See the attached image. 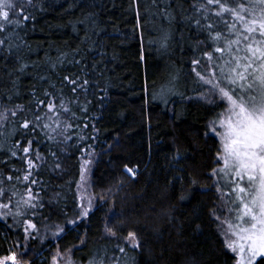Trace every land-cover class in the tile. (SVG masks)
<instances>
[{"label":"trees","instance_id":"trees-1","mask_svg":"<svg viewBox=\"0 0 264 264\" xmlns=\"http://www.w3.org/2000/svg\"><path fill=\"white\" fill-rule=\"evenodd\" d=\"M193 3L34 0L32 19L0 33V108L19 105L25 109L21 119L31 118L29 109L37 98H50L44 96L48 91L71 110H61V120L73 125L70 140L58 143L37 128L33 146L46 161L33 177L44 205L33 220L53 226L62 221L64 228L45 246L56 241L78 247L75 252L95 253L103 264H122V258L126 264H234L211 217L219 199L209 174L217 167L219 144L209 124L222 104L197 99L202 88L191 62L206 48L197 43L206 34L197 37L189 24ZM196 47L201 51L194 52ZM64 76L87 79V91L73 93ZM17 123L10 119L0 132H11ZM15 139L0 137V161H8L7 167L0 164L4 176L23 175L26 167L10 156ZM88 152L95 156L96 202L89 218L73 225L68 222L77 214L81 159ZM57 159L62 167L53 171ZM2 186L5 203L14 186L24 189L23 182L5 180ZM10 218L0 219V257L24 246L25 234ZM129 232L138 237V250L125 244ZM119 246L126 251L120 253Z\"/></svg>","mask_w":264,"mask_h":264},{"label":"snow or ice","instance_id":"snow-or-ice-1","mask_svg":"<svg viewBox=\"0 0 264 264\" xmlns=\"http://www.w3.org/2000/svg\"><path fill=\"white\" fill-rule=\"evenodd\" d=\"M136 2L133 0V3ZM33 6L34 0H0V33L23 27L21 20L32 19L29 9ZM192 7L190 26L197 37L206 34V39L197 40L198 44L204 43L206 48L202 55L194 56L191 62V71L202 88L197 99L215 103L219 97L226 104L224 111L209 124L210 131L218 138L220 145L215 158L217 167L213 168L209 178L213 179V187L218 199L226 205L228 215L224 217L223 212L214 208L211 217L218 222L222 231L227 229L225 246L234 254L235 264H264V0H194ZM162 39L166 42L168 36L164 35ZM3 43L0 41V44ZM199 51V47L194 49V52ZM74 63L79 64L80 61L75 60ZM39 79L45 80L46 77L41 76ZM63 80L71 86L73 93L87 91V79L81 82L78 76H64ZM36 95L34 91L33 96ZM44 96L50 98L36 99L34 110L29 109L31 118L24 116L21 119L25 109L19 105L0 111V128L10 119L18 121L16 128L7 134L0 132V137L17 135L10 156L21 159L26 165L23 175L10 173L4 176L0 171V198L7 195V189L2 186L5 180L9 184L24 183L23 191L13 187L7 203L0 199V210H6L0 219H5L7 215L20 217L16 223L23 227L25 240L37 239L33 234L37 232V227L27 218L28 210H32L35 215L44 206L39 193L32 187L40 183L33 177L46 162L41 159L38 148L33 151L34 144L38 143L37 128L48 139L58 143L72 138L69 130L73 125L65 122L66 117L61 120V110L67 114L70 108L63 101L58 105L56 97L48 91L44 92ZM61 137L64 139L60 140ZM0 164L7 167L8 161H0ZM61 167L57 159L53 171ZM126 171L135 177L131 169ZM12 172L19 173V170L12 169ZM84 174L82 165L81 183ZM85 199L83 194L79 196L80 211L76 215L80 220L89 218L92 211L91 199L87 200V204ZM13 200L15 211L10 207ZM68 223L75 225L78 221L71 220ZM8 227L13 225L9 224ZM54 227L55 236L64 231L60 225ZM106 232L113 237L116 235L111 228H106ZM125 244L137 250L141 247L134 232L128 233ZM125 251V246H119L120 253ZM61 256L58 252L52 258V264H58V257ZM8 262L21 264L15 252L0 257V264ZM66 264H72L70 257Z\"/></svg>","mask_w":264,"mask_h":264},{"label":"rangeland","instance_id":"rangeland-1","mask_svg":"<svg viewBox=\"0 0 264 264\" xmlns=\"http://www.w3.org/2000/svg\"><path fill=\"white\" fill-rule=\"evenodd\" d=\"M215 103L222 104L221 112H223L225 107H226V104L224 102H221L219 97L216 98ZM2 110L3 109L0 108V111H2ZM209 133H210V135H212L213 137H215L217 139L218 144H219L218 138L214 135V133H212L210 131V129H209ZM93 155H94L93 153L88 152V153H85L81 159V166L82 165L84 166L85 174H84L83 183H81V166H80V176H79V180H78V184L80 185V187L78 188V184H77V189H76L77 213L80 211L78 204H79V196L81 194H83L86 197L85 204H87L88 199H91L92 209L95 206L96 200H95V196L91 190V175H92V169H93V165H94V161H95V156H93ZM87 161H91V163H87ZM6 197H7V195L5 197H2V198L4 199ZM10 207L12 208L13 211H15V203L11 204ZM216 210L219 212H223L224 217H227L228 213L226 210V205L223 203V201L219 200ZM42 214H43V211L41 209L36 211L35 215H33L32 210H28L27 218L29 220H31L33 223H35L36 227H37V232L33 233L34 235L37 236V239L25 240L23 243L24 246H21V247L17 246L13 250H10V253H12V252L17 253L18 258H20V260H21V264H52V258L54 256H57L58 252L62 254L61 257H58V264H66V260L69 257L71 258L72 264H94V262H96V264H98V260H96L97 255L95 253H88V252L87 253H81L79 251L75 252L74 251L75 248H78V247H72V246H66V245L60 247L56 244V241L53 242L52 244H50L49 246H45V244H47V242L50 238L56 237L53 234L56 229L51 224H46V223L45 224H40V223L38 224L35 222V220H33V216H37V215L41 216ZM10 217H11L10 219H12V222L14 223V226L16 227V229L19 230V228H20L22 233L25 234L23 227L16 223V221L21 219V218L20 217L14 218L11 215H10ZM75 220H80V218L76 215ZM216 223H217V227H218L224 248L230 254L233 255L234 264H235L234 254L229 249H227V247L225 246V232L227 231V229L225 228L222 231L221 227L218 226L217 221H216ZM59 224H62V221H60ZM59 224H57V225H59ZM28 243H31V245H29ZM121 262H122V264H126V259L122 258ZM8 264H11V262H8ZM108 264H112V263H108Z\"/></svg>","mask_w":264,"mask_h":264}]
</instances>
